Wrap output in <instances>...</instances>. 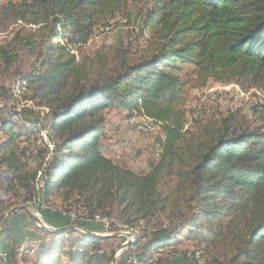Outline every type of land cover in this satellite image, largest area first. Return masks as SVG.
Returning a JSON list of instances; mask_svg holds the SVG:
<instances>
[{
	"label": "trees",
	"instance_id": "obj_1",
	"mask_svg": "<svg viewBox=\"0 0 264 264\" xmlns=\"http://www.w3.org/2000/svg\"><path fill=\"white\" fill-rule=\"evenodd\" d=\"M130 1L10 0L4 7L3 14L28 30L0 47V57L10 67L19 49L36 55L37 68L24 78L48 103L35 123L53 147H24V133L4 123L0 211L16 205L6 204L10 193L18 199L23 191L22 203L48 206L57 197L61 212H43L56 229L71 226L69 214L80 206L91 217L117 216L127 226L142 227L138 241L153 235L149 254L139 258L146 264L154 249L170 246L175 236L226 248L204 264H264V126H236L232 114L193 121L186 109L189 90L211 81L264 90V0H153L144 46L85 59L83 50L95 33ZM59 39L65 44L54 42ZM110 110L145 116L160 128V153L147 170L105 156L104 113ZM8 228L9 223L0 239ZM37 230L50 242L40 244L36 264H59L63 256L71 264L113 261L111 237ZM9 241L0 260L2 254L13 264L19 247Z\"/></svg>",
	"mask_w": 264,
	"mask_h": 264
},
{
	"label": "rangeland",
	"instance_id": "obj_2",
	"mask_svg": "<svg viewBox=\"0 0 264 264\" xmlns=\"http://www.w3.org/2000/svg\"><path fill=\"white\" fill-rule=\"evenodd\" d=\"M9 1L0 0V47L7 46L18 32L24 35L28 30L22 29V23L16 22L14 16L3 14L4 7ZM152 6L153 0H131L125 9L117 15L116 19L111 21L110 25L101 27L95 33L93 39L90 40L83 50L84 58L90 59L94 53H102L113 58L114 53L123 47L135 50L140 45L144 46L145 40L150 38V33L144 25V20L146 13ZM31 27L33 26H27V28ZM54 42L65 44L61 39ZM84 58L76 53L77 63H81ZM36 61L34 52L31 53L23 49H19L18 55H16L14 63L10 67L0 57V143L7 138V134L3 131V125L6 121H10L15 124L17 132L24 133V147L34 142V144L37 143L40 147H45L50 151L53 146L49 142L46 131L41 130L40 125L35 123L39 116L48 112V103L46 100H41L37 97L36 93L29 88L26 78H24V76L34 73L35 68H37ZM186 109L189 120L193 121L212 117L219 118L221 115L232 114L234 115V124L236 126L244 128L262 127L264 126V90L252 85L242 87L234 81H211L205 88L189 90ZM104 114L106 135L103 141V152L105 156L116 164L131 170L137 172L147 170L148 164L152 160L157 159L160 153L159 142L162 137L160 128L151 124L150 130L142 132L132 127L129 123L130 119L135 115L129 117L125 111L121 110H110ZM190 125L191 123H189L187 128ZM27 137L31 141H27ZM48 157L49 154L47 155ZM44 164L45 162H43L40 171L45 167ZM40 171L38 178L42 175ZM10 194L11 196L5 200L7 201L6 204L15 202L14 204L16 205H13L10 210L4 209L0 211V226L11 210L22 206H26L39 221L32 220L29 214L23 211L12 214L8 220L9 228L3 234L0 242H8L6 245H9L10 239L17 241L19 247L18 255L11 263L36 264L38 257L42 254L40 244L43 242L49 244L50 242L48 236L38 231L37 228L56 232L52 230L56 229V227L47 223L46 214L43 212H46V210L61 212L64 206L57 197L48 206L39 201L22 203L25 199L23 191H21L22 195L18 199L15 198L14 193ZM46 206L48 208L44 209L43 207ZM82 212V209L77 207L72 211V214L85 216L81 214ZM97 215L91 217L87 213L89 221L85 223V227H81L79 223H72L71 226L81 227L84 231H74L83 237L87 236L84 233L87 232L88 234L106 235L113 238L108 242V247L115 249L111 264H131L129 261L132 258H136L135 264H146L143 261L141 262L139 258H146L149 254L147 250L149 241L154 236L150 234L146 239L143 237L138 241L139 234L143 236L142 227L135 228L138 233L134 237L127 233V225L117 216H106L105 218L99 215L106 220L103 223L94 221V217ZM23 218H27V221H23ZM1 235L2 232L0 233ZM175 238L177 239L170 246L166 245L167 247H164L165 245H163L154 249L150 263L156 264L153 261L154 255L161 248L165 250V254L161 258L162 264H194L195 261L204 264L207 259L215 255L220 256L226 249L222 244L216 248L197 237L186 239L184 236H175ZM129 241H132V245L125 247V244ZM48 256L52 259L55 258L52 253H48ZM1 261L4 264L5 262L8 264V258L5 256ZM59 264L71 263L66 256H63L60 257Z\"/></svg>",
	"mask_w": 264,
	"mask_h": 264
},
{
	"label": "built area",
	"instance_id": "obj_3",
	"mask_svg": "<svg viewBox=\"0 0 264 264\" xmlns=\"http://www.w3.org/2000/svg\"><path fill=\"white\" fill-rule=\"evenodd\" d=\"M129 123L132 125V127H135L137 129L141 130V124H137V123L133 122L132 118L130 119V122ZM3 198H5V197H1V199H3ZM43 208L44 209H47L48 206L43 207ZM80 209H82V211H83L81 214L82 215H85V216H75L71 212L69 214V216L71 218V223L74 224V223H78V222H84V221L88 222L89 221L88 218H87V213L85 212V208H80ZM94 221H96V222H103V223L106 222V220L105 219H102L101 216H99V215H97V216L94 217ZM84 233L88 234L87 232H84ZM2 253H6V252H2ZM164 254H165V250L162 251L160 255H154L153 261L154 262H157L160 258H162L164 256ZM135 260H136V258H132V259H130L129 262L131 264H135ZM0 264H4L3 261H0Z\"/></svg>",
	"mask_w": 264,
	"mask_h": 264
},
{
	"label": "water",
	"instance_id": "obj_4",
	"mask_svg": "<svg viewBox=\"0 0 264 264\" xmlns=\"http://www.w3.org/2000/svg\"><path fill=\"white\" fill-rule=\"evenodd\" d=\"M18 211H23V212L29 214V216H31L33 219H35V221H39L37 217H34L33 214H31L30 210L26 206L16 207L13 210H11L9 212V214H7V216L5 217L4 221L2 222V224L0 226V233L4 230L5 226L7 225L10 216L12 214L18 212ZM52 230L61 233V232L74 231V230H83V229L81 227H78V226H69V227L62 228V229H52ZM88 235L91 236V237H107L106 235L102 236V235L93 234V233L92 234H88ZM131 245H132V241H129V242H127L125 244V247H130Z\"/></svg>",
	"mask_w": 264,
	"mask_h": 264
},
{
	"label": "bare ground",
	"instance_id": "obj_5",
	"mask_svg": "<svg viewBox=\"0 0 264 264\" xmlns=\"http://www.w3.org/2000/svg\"><path fill=\"white\" fill-rule=\"evenodd\" d=\"M113 28V27H112ZM132 120H133V122H135V123H137V124H141V131L142 132H144V131H148V130H150L151 129V124H152V121L149 119V118H147V117H145V116H139V115H136V116H134L133 118H132ZM5 173V175H7V171H4L3 170V174ZM4 199V198H3ZM32 203V202H31ZM106 218V217H105ZM128 228V232L127 233H129L130 235H132V236H134L135 237V235H137V229H135V228H132V227H130V226H127ZM121 228V227H120ZM126 228V227H125ZM162 251H164V250H162V248H161V250L156 254V255H160L161 254V252ZM1 258H4V256L1 254ZM1 261V260H0Z\"/></svg>",
	"mask_w": 264,
	"mask_h": 264
},
{
	"label": "crops",
	"instance_id": "obj_6",
	"mask_svg": "<svg viewBox=\"0 0 264 264\" xmlns=\"http://www.w3.org/2000/svg\"><path fill=\"white\" fill-rule=\"evenodd\" d=\"M25 215H26V214H25ZM24 217H25V216H24ZM26 217H27V216H26ZM28 217H29V216H28ZM30 217H31V216H30ZM31 218H32V217H31ZM22 220H23V221H27V218H23ZM32 220H35V219L32 218ZM7 224H8V223H7ZM6 243H8V242H4V241H3V242H0V247H1V248L6 247V246H7Z\"/></svg>",
	"mask_w": 264,
	"mask_h": 264
}]
</instances>
